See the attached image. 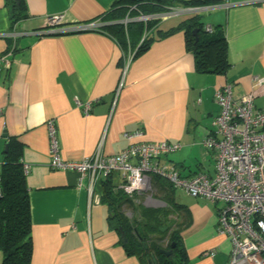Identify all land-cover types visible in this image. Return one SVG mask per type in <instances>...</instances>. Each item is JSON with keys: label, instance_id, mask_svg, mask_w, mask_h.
Returning <instances> with one entry per match:
<instances>
[{"label": "crops", "instance_id": "crops-1", "mask_svg": "<svg viewBox=\"0 0 264 264\" xmlns=\"http://www.w3.org/2000/svg\"><path fill=\"white\" fill-rule=\"evenodd\" d=\"M157 1L25 0L28 16L12 26L11 6L0 0V55L16 43L10 63L0 67V173L15 138L22 144L31 206V264H141L127 255L122 237L110 226L98 182L96 203L87 178L81 181L78 171L51 166L50 120L67 160L92 155L101 140L104 154L119 153L128 145L126 133L139 128L146 140L181 144L160 163L173 164L184 176H213L215 152L203 140L220 112L216 90L231 84L234 99L255 91L254 105L264 106V82L258 83L264 78V0H198L207 3L186 7L190 12L182 4L154 13L144 10ZM133 5L152 20L125 25L122 20ZM118 7L127 9L125 16L105 18ZM196 13L203 15L205 29L225 30L231 67L224 75L199 73L185 31L175 29ZM58 14L63 20L54 27L57 32H49L48 18ZM135 22L142 30L129 35L128 26ZM114 23L123 27L109 26ZM88 24L97 27L88 29ZM11 30L15 38L4 35ZM147 37L152 39L148 48L137 54ZM157 190L167 197L166 191ZM178 192L182 190L176 189L173 202L175 216H182L185 225L188 264H228L231 241L218 231V212L224 205Z\"/></svg>", "mask_w": 264, "mask_h": 264}, {"label": "built area", "instance_id": "built-area-1", "mask_svg": "<svg viewBox=\"0 0 264 264\" xmlns=\"http://www.w3.org/2000/svg\"><path fill=\"white\" fill-rule=\"evenodd\" d=\"M260 0H242L255 3ZM228 8L231 3L225 2ZM172 9V8H171ZM136 12L132 18L131 12ZM176 11H178L176 9ZM175 11V12H176ZM63 20V15L48 18L51 29ZM132 20L148 22L152 16L140 11L137 5L129 9L122 22L126 25ZM88 29L96 24H88ZM206 30L212 31L211 27ZM4 35L16 37L15 30ZM16 43L10 45L6 54L0 55V67L10 63V56ZM264 78L258 79L261 85ZM255 91L240 99L232 96L231 84H225L215 92L220 112L212 121V130L204 138L203 145L215 152V174L210 176L197 172L184 176L170 163L158 160L181 149L179 142L168 140L149 141L143 129L126 133L128 145L119 153L106 155L103 140L92 155L78 161L65 159L61 154L58 129L54 120L47 124L51 166L58 170H75L80 180L88 179V190L96 203L100 196L94 195L97 182L110 172H118L124 181L127 192H145L151 188V176L164 177L175 189L184 191L192 197H201L224 206L218 212V231L231 241L228 264H264V106L254 105ZM89 106L85 108L88 112ZM28 172V168L25 169ZM137 174L142 180V188H133ZM1 195V193H0ZM214 252L209 254L213 255Z\"/></svg>", "mask_w": 264, "mask_h": 264}, {"label": "trees", "instance_id": "trees-1", "mask_svg": "<svg viewBox=\"0 0 264 264\" xmlns=\"http://www.w3.org/2000/svg\"><path fill=\"white\" fill-rule=\"evenodd\" d=\"M11 6L10 22L17 23L28 16L25 0H7ZM206 1L191 0H158L151 3L149 13L163 11L164 8L176 6L204 5ZM143 6L144 4L141 3ZM127 13V9L118 7L105 18L119 19ZM156 21H152L153 25ZM113 28L123 27L114 23ZM108 27V26H107ZM177 30L185 31L187 49L195 58L196 69L205 74H226L231 67L228 57V41L222 26H216L211 32L204 28L199 13L184 19ZM142 24L130 23L128 33H140ZM198 30L197 35L193 31ZM123 42V40H121ZM151 38L142 41L138 53L144 52ZM125 42V41H124ZM22 144L11 138L9 147L2 161L0 173V249L3 251L1 264H31L33 258L32 220L29 191L23 174ZM158 189L166 191L167 197L163 200L168 207H148L142 202V191L127 192L118 172H110L98 182L101 191V201L108 208V221L120 238L121 234L127 237L122 242L125 252L135 256L141 264H188L189 256L184 244L182 229L183 219L173 202L176 189L162 176H155ZM131 209V216L127 209ZM163 250H171L167 255Z\"/></svg>", "mask_w": 264, "mask_h": 264}, {"label": "rangeland", "instance_id": "rangeland-1", "mask_svg": "<svg viewBox=\"0 0 264 264\" xmlns=\"http://www.w3.org/2000/svg\"><path fill=\"white\" fill-rule=\"evenodd\" d=\"M186 7H193V6H186ZM186 7H183V8H186ZM190 9L191 8H186L185 10H186V12H190L191 11ZM201 12L203 14V11H201ZM188 14H191V13H184V14L182 13L180 16L184 17V16H186ZM182 192H178V193L183 195L184 192L183 193ZM142 202L148 207H166V206L168 207L167 203L163 200V196H161V194L158 192V190L156 188V184H154V183H153V185H151V188L149 190H146L143 193ZM130 210H131L130 208H129V210L127 209V214L131 216V211ZM0 254H2L1 260H0L2 262L3 251L1 249H0Z\"/></svg>", "mask_w": 264, "mask_h": 264}, {"label": "water", "instance_id": "water-1", "mask_svg": "<svg viewBox=\"0 0 264 264\" xmlns=\"http://www.w3.org/2000/svg\"><path fill=\"white\" fill-rule=\"evenodd\" d=\"M193 33H194V35H197V33H198V30H194L193 31ZM0 193H2V189H1V187H0ZM121 237H122V239H123V242H126L127 241V237H126V235L125 234H121ZM167 255H169L172 251L171 250H167V251H165V250H163Z\"/></svg>", "mask_w": 264, "mask_h": 264}, {"label": "clouds", "instance_id": "clouds-1", "mask_svg": "<svg viewBox=\"0 0 264 264\" xmlns=\"http://www.w3.org/2000/svg\"><path fill=\"white\" fill-rule=\"evenodd\" d=\"M133 188H142L143 187V183L141 178L139 177V174H137V179L136 181L133 183L132 185Z\"/></svg>", "mask_w": 264, "mask_h": 264}, {"label": "flooded vegetation", "instance_id": "flooded-vegetation-1", "mask_svg": "<svg viewBox=\"0 0 264 264\" xmlns=\"http://www.w3.org/2000/svg\"><path fill=\"white\" fill-rule=\"evenodd\" d=\"M55 32H57V31H55Z\"/></svg>", "mask_w": 264, "mask_h": 264}]
</instances>
